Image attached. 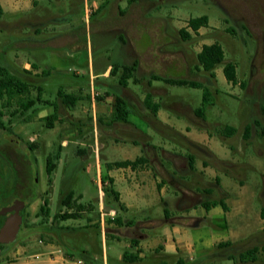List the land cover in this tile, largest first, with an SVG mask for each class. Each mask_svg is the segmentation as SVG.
Instances as JSON below:
<instances>
[{"label": "rangeland", "instance_id": "1", "mask_svg": "<svg viewBox=\"0 0 264 264\" xmlns=\"http://www.w3.org/2000/svg\"><path fill=\"white\" fill-rule=\"evenodd\" d=\"M88 1L90 2L87 3V0H62V3L67 6V12L61 14L54 13L55 8L49 0H41L38 8L25 11L22 17L17 20L7 21L2 18L0 22V27L9 28L0 31V64L9 68L13 73H22L19 69L22 62L26 61L35 62L39 69H46L48 74L30 77L29 80L33 84L30 96L35 97L38 86L42 87L44 90L43 100L58 103L59 112L65 116L67 111L59 101L58 91L62 89L84 96L90 92L89 84H85L86 80L83 81L82 90H74L75 84L80 81H77L76 72L80 77L83 74L85 77L89 75L90 58L97 80L117 82L119 77L112 75L107 78L102 73L109 63L114 62L113 49L109 48L114 40L109 38L108 34L105 35L106 32L103 31L105 27L114 26L116 22V18L109 11V6L113 0H109V3L97 11L93 10L92 1ZM119 3L122 6L128 4L127 0H121ZM134 8L139 12L143 23L148 25L147 27L163 24L164 27L169 28L172 36L174 33L181 38L180 43L170 38V42L165 45L167 51H185L186 53V63L182 58L180 61L182 68L171 69L172 76L194 80L203 85H205L204 77L212 78L213 83L207 85V102L209 105L203 115L204 125H206L203 130L198 129L199 127L194 122L188 107L191 106L195 109L202 105L204 86H179L154 80L153 84L164 86L171 97L165 95L161 98L157 97L156 100L161 102L162 106H167L170 109L173 124H179L184 130L189 127L190 133L186 132L187 137L197 142L207 143L221 159L235 163L230 175L210 168L206 174L202 175L203 183L205 185L212 184L210 186L212 188L211 198H224V193L212 177L218 174L223 178L224 190L229 192L231 196L235 195V192L240 193L248 205V211H245L248 220L246 231L258 235L260 238L258 241L263 243L264 230L258 233L256 229L262 223L260 212L264 206V0H144L141 5H136ZM223 8L228 11L229 15ZM85 10H87L89 19L86 18ZM202 15L209 18L207 26L201 27L196 32L187 27L190 18ZM229 16L234 18L236 24L242 22L247 24L248 31H245L240 25L234 24ZM36 18L42 22L39 32L34 31L32 24ZM182 27L191 34L187 40L180 36L179 29ZM70 31L71 41L74 42H71V57H66L63 54L65 47L58 46L64 44L65 37H61V33ZM149 41L146 35H142L140 44L146 46L150 43ZM107 42L109 45L104 47L102 44ZM214 42L220 43L225 53L223 62L214 69L215 78L210 77L209 72L199 64L197 58V53L203 44ZM227 62H233L237 66L236 84L229 82L224 75L223 67ZM31 70L34 69L31 68ZM129 86L137 96H141L147 90L146 82H131ZM94 90L97 92L96 89ZM173 97H180L181 105ZM95 100L98 101L96 96ZM3 102L4 100L0 99V108ZM186 104L188 105L187 108L184 107ZM10 108L12 109L14 106ZM35 108L36 111L28 110L24 114H17L12 117L7 115L4 118L11 130L13 153H16L15 148L21 156L25 154L30 164L27 169L31 170L32 167L31 179L29 180L32 196L28 198L29 202L27 201L25 206L26 216L18 237L14 243L8 246L9 250L4 256L0 254V264L13 259L14 256L22 255L21 253L24 255L35 252L47 254L46 250L49 247L42 248L41 244L45 245L48 242L54 244V248L61 249L62 254L68 251L73 254L78 250H87L89 261L92 264L94 263L93 260H102L104 256H106L109 264H122L121 255L125 251L135 250L130 241L132 238L140 237L138 231L146 235L142 241L145 245V249H142L146 254L142 264L176 262L179 254L161 253L160 256H156L155 248L150 247V244H153L160 234L157 230L164 231L162 226L140 225L136 222L138 220L147 221L164 218V209L167 206L170 209V217L179 215L180 211L176 205L174 188L167 182L166 178L165 183L162 182V186H165L164 200L157 198L158 191L152 182V178L147 180L143 190L154 195V197L151 195L149 197L148 209L144 210L142 208L145 207H142L132 211V213H126L125 210L121 209L123 218H133L134 222L133 225L129 226L125 224L117 226V233L114 231L103 236L100 225L98 223L89 225L85 216L67 220L54 219L56 212L67 209L66 207L59 208L61 207V194L67 188L79 192L84 186H87L94 193L98 191L97 185L93 182L97 179L94 164L90 162V165L84 169L80 161H71L73 157H71L70 145L65 149L62 146V138L70 136L74 130L82 129L83 133L93 132L94 124L90 120V116L94 117L93 110L87 98L81 99L78 101L77 107L68 109L70 114L81 119V124L71 123L65 119L49 128L42 117L53 113V106L39 102L34 106ZM174 109L182 111V115L178 117L179 114ZM133 110L135 113L132 117L138 120V124L144 131L147 130L146 132L153 143H166L169 150H177L183 153L189 150L196 153L194 149L186 146L182 141L176 139L169 142L168 138L155 130L147 119L154 116L151 109L147 111V114L140 108ZM226 125L236 128L235 133L230 137L223 132ZM246 125L252 127L249 139L243 137ZM118 132L122 133L120 130ZM209 133L213 134L212 139L209 137ZM99 140L103 163L121 160L125 157L134 158L141 153L139 146H134L130 142H116L111 136L107 138L102 134ZM32 142L36 147L30 150L29 144ZM60 147L62 148V161L52 175V182H49L46 157L50 153H57ZM203 157L205 158V156ZM206 157L210 159L209 156ZM67 159H69L68 162ZM198 160L201 161V158ZM199 161L197 162L198 165L201 163ZM121 173L131 178V183L127 185L132 186L134 190L139 189V181L134 174L130 175L128 170L121 171ZM119 174L120 172L114 171L117 179ZM241 181H243L244 187L240 184ZM115 187L122 190L119 179L116 181ZM103 197H105L104 194ZM45 198L49 199L48 208L50 211L48 216L40 213L39 210L44 204ZM90 215L95 216L96 212L91 211ZM245 215H237V217L231 218V226L237 230L238 219L245 218ZM217 222L221 223V220ZM61 226L66 228L60 231ZM71 228H75V230H71ZM168 234L176 238L179 236L173 233L171 228H169ZM40 240L43 243L39 244ZM207 252L199 249L195 250L192 255L196 260L205 256ZM258 255L256 261L247 264H264V250L261 247ZM77 257L71 255V258ZM205 263L234 264L232 260L221 257L210 258Z\"/></svg>", "mask_w": 264, "mask_h": 264}, {"label": "crops", "instance_id": "2", "mask_svg": "<svg viewBox=\"0 0 264 264\" xmlns=\"http://www.w3.org/2000/svg\"><path fill=\"white\" fill-rule=\"evenodd\" d=\"M40 1L41 0H0L4 10L3 19L7 21L17 20L19 17H22V14H24L25 11L38 8ZM49 1L53 8H55L54 13L64 14L67 12V6L66 4L62 3V0H60L61 2L59 0ZM91 1V6L93 10L96 11L102 8L106 3H109V0ZM119 1L121 0H113L109 6L110 13L116 18L114 26L105 27L103 30L106 32L104 33L105 35L108 34L109 38H113L114 40L109 46V48L113 49L114 52V62L109 63L102 72L107 78L111 77L112 75L119 76L118 81L109 82L107 80H97L96 74L93 72V62L91 58L89 61L90 72L87 77H85L84 74L80 77L78 72H76L78 75L77 81H80L79 83L77 82L75 84L74 90L81 89L84 84L83 81L86 80L85 84H89L90 92L86 96L76 92L72 93L80 95L81 99L87 98V100L90 102L91 108L93 110L92 114L94 116H90V120L94 124V128L93 132L91 133H83L82 129L74 130L70 136L62 138V146L64 149L68 147V145L71 147V157H73L71 161H80L81 166L84 169H86L91 162L94 164L93 166L97 176L96 178L99 176L102 177V174L108 175L112 178L113 187L118 193L119 201L115 202L109 196L103 197L104 191L102 189L103 193L101 194V187L98 184V179L93 180V182L97 185V193L90 191L89 187L87 186H84L79 192H76L71 188H67L66 191L61 194V198L71 191V193L74 195L73 200L75 201V204L89 205V209L84 211L82 216L87 218L89 225L98 223L103 230V236H105L107 233V228H110L111 232L115 231V233H117V224L112 221V219L118 215H122L120 204L125 207L124 212L126 213H132V211L138 210L142 207H145L142 208L144 210L148 209V205L150 204L149 197L150 195L154 197V195L153 193L150 194L147 191H144L143 188L145 182L150 180V178H152V182L155 184L156 190L158 191L157 198H160V200L163 201L165 186H162V182L164 184V180L166 178L167 182L174 188V197L176 198V205L178 206V210L180 212L178 216L172 217V219L178 222H171L170 219H168L160 223V221L164 219L165 216L164 218L150 219L147 221H136L137 224L140 225L146 224L147 226H162L164 233L160 229L157 230V232L160 234L156 238V241L153 242V244H150L151 248H155L157 252L156 256H160L159 254L161 253L170 255L179 254L178 258L183 259L186 264H188L195 260V257L192 255L195 250L202 249L206 252H209L210 250L214 249L218 243L226 241L231 242V246L229 248L235 251L233 252L234 254L240 253L241 251L252 246L258 247L259 254L260 247L264 250V242L262 243L258 241L260 239L258 235H254L251 232L246 231L248 225V220L246 219L245 215V211H248L247 202L240 196V193L235 192V195L231 196L229 192L224 190L222 185L223 178L220 175L216 174L212 177H214L215 182L216 178L219 179V184L216 185L224 193L223 200L226 203L227 208L224 209L221 204H217L209 208L203 206L205 201L215 200L216 198H211V193H207V190H212L210 187L212 184L205 185L202 180V175L206 174L207 170L210 168H213L216 171H221L225 175H230L231 169L235 167V163L221 159L207 143L197 142L187 137L186 132L190 133L189 127H186L184 130L179 124H173L171 122V115L169 112L170 109L167 106H162L161 102L156 100L157 97L161 98L165 95L170 97V95L168 90L161 84L154 85V80L159 82L163 81L165 84H171L165 79H185L171 75V69L182 68V62H180L182 61V58H184L186 63L185 51L172 52L165 49V45L166 43L170 42V38L179 43L181 42V38L176 36L174 33L172 36L169 28L166 26L164 27L163 24L155 25L160 27H147L148 25L143 23L139 12L135 10L134 6L141 5L144 0H135L133 2L127 0L128 4L126 6H122ZM89 2L90 1L87 0V3ZM85 15L87 19L90 18L87 10H85ZM41 23L42 22H40L38 18L35 19V22L32 23L34 26V31H40ZM180 29L179 33L181 36ZM142 35H146L150 40V43L146 46H142L140 44ZM60 36L65 37V39L64 44L58 47L64 46V56L71 57V42H74L73 40L71 41V31L67 33H61ZM102 45L105 47L109 45V43H103ZM17 61H19V58H17ZM115 66L134 67V70L129 73L131 75L130 78L125 80L126 85H122L120 83L121 70L114 73ZM31 68L34 70H31ZM22 70L31 72V74L26 73V75L29 77H39L40 75H44V69H39L35 62H22L19 71ZM131 82H146V93L142 94L141 96H137L136 93L130 89L129 85ZM94 89L99 92V96L97 97L98 101L94 99ZM118 98L122 100L123 108H125L128 113V116L125 120H116ZM173 98L176 99V101H179V105H181L182 102L180 97ZM77 103L71 108L77 107ZM187 106L188 105L186 104L184 107L187 108ZM71 108L65 109L67 111L66 116L59 112L55 124L59 121L63 122L65 119H68V121L71 123L73 122L81 124L82 122L80 118L74 117L73 114L69 113L68 109L71 110ZM136 108H140L145 114H147L149 109L152 110L154 116L147 118L149 124L155 130L160 132L165 138H168L169 142L172 140L170 131L176 130L180 134L187 137L190 141L201 145L202 148L210 154H208L210 159L208 160L206 157L204 158L203 155L190 152L189 150H186L184 153L181 151L178 152L177 150H169L166 147V143H153L151 138H149V134L146 132L147 130L144 131L141 128V125L138 124V120L132 117L135 113L133 109ZM198 108L193 109L191 106H189L188 110L191 111L193 120H195L194 122H196L197 126L199 127L198 129L203 130L206 125L201 124L204 122V120L203 115L202 117H199L201 113H197ZM175 111L177 114H179L177 115L178 117L182 115V111ZM247 127H249V125H246L245 129ZM223 129H225V127ZM119 130L122 133H119ZM102 134L107 138H110L111 136L116 142L119 143H121V141L123 143L130 142L134 146H139L141 153L136 155L134 158L125 157L121 160L107 161L106 163H103L99 147V139L100 135ZM209 137L212 139L213 134L209 133ZM142 155L147 157V162L138 164L136 167H108L109 163L123 160H135ZM198 158H201V161H199ZM61 161L62 156L58 160L56 169H58L60 166ZM66 161L68 162L69 159ZM198 161L201 162L199 165L197 164ZM221 161L229 163V165H221ZM124 170H128L130 175L134 174L136 176L140 183H138L140 186L138 190H134L132 186L127 185L128 183H131V178H128L124 175V173H121V171ZM114 171L120 172L118 179L122 184V190H119L115 187L116 181L118 179L116 178L117 175H114ZM159 184L161 185L160 188L158 187ZM240 184L242 187H244L243 181H241ZM59 208H62V206ZM166 210L170 214V209L168 206L167 208L165 207L164 213ZM91 211H95L96 215H90ZM237 215H245V218L238 219V228L236 230L231 226L230 222L232 221L231 218L237 217ZM128 219L134 221L133 218ZM260 219L262 223L256 229L258 233L263 232L264 230V218L261 216V212ZM218 220H221V223L217 222ZM169 228H171L173 233L179 235L178 238L168 234ZM138 232L140 233V237L138 238V247L142 250L140 256L145 258L146 254L142 249H145V245L142 243V241H144L146 235L143 232ZM39 244L41 243L39 242ZM146 246H149V244H146ZM41 247H49L46 252H51L58 249L54 248L55 245L51 244V242H48L45 245L41 244ZM21 254L24 255L23 253ZM35 254L36 252L20 256L31 258ZM64 255L67 257V259H71L70 255L66 253H64ZM221 258L229 259L228 256H223ZM102 260L104 263L109 264L106 256H104ZM102 260L96 259L95 261L96 263H100ZM230 260H232L234 264L248 263L241 262L238 259ZM48 264H54V262H49Z\"/></svg>", "mask_w": 264, "mask_h": 264}, {"label": "trees", "instance_id": "3", "mask_svg": "<svg viewBox=\"0 0 264 264\" xmlns=\"http://www.w3.org/2000/svg\"><path fill=\"white\" fill-rule=\"evenodd\" d=\"M131 2L135 0H130ZM4 10L3 7L0 3V22L3 18ZM209 23V18L206 15H202L199 17H192L188 20L187 22V27L191 28L193 31H198L201 27L207 26ZM9 28L7 27H0V31L8 30ZM181 36L187 40L191 37V34L187 31V29L182 28L180 29ZM225 53L222 45L218 42H214L211 44H203L201 50L197 53V58L199 61V64L210 74V77L215 78V73L214 69L217 65L221 64L224 60ZM34 66V65H33ZM115 72L121 70L120 74V83L122 85H126V79L130 78V72L134 70L133 66H123V67H117L115 66ZM223 72L226 77V79L233 83H237V66L233 62H227L224 67H223ZM31 74L29 71L22 70L21 72L18 73H13L10 71L9 68L4 66L3 64H0V99L4 100L2 107L0 108V126L3 125V118L2 116L4 115V108L10 112V116H15L17 114H24L26 111L31 110V111H36V108L34 109V106L41 102L45 104H50L54 106V111L51 114L45 115L43 118L45 124L47 127L52 128L55 126V122L57 120V116L59 114V104L55 102H50L48 100H43L42 95L44 90L42 87L37 88V94L35 97L30 96L31 92V87L33 84L29 80L30 77L26 75ZM44 75L48 74V71L46 69L43 70ZM20 74V76H19ZM129 74V75H128ZM23 78H22V77ZM167 82L173 84V85H188L192 87H201L202 85L193 81V80H188V79H178V78H166L165 79ZM243 86V85H242ZM58 98L60 103L65 106L66 108H71L75 106V104L81 99V96L72 92H66L60 89L58 91ZM208 99V91L207 88L204 87L203 90V101L202 105L197 109V113H201L199 117H202L204 115L206 107L209 105L207 102ZM14 106V108H10ZM128 116V113L125 108H123V103L120 98L117 99V116L116 120H125ZM236 128L231 125H226L225 129H223L224 134L226 136H231L235 133ZM251 132H252V127H247L244 131L243 137L244 139H249L251 137ZM170 135L172 140H180L182 143H184L186 146L194 149L197 154L203 155V156H208V152L202 148L201 145H198L192 141H190L187 137L184 135L180 134L176 130L170 131ZM36 147L33 142L29 144L30 149H34ZM61 150L62 148L60 147L59 151L57 153H50L46 157V170L49 175V182H52V175L54 171L57 168L58 165V160L61 157ZM210 155V154H209ZM207 158V157H206ZM209 160V159H208ZM147 162V157L142 155L135 160H123V161H116L113 163H109L108 167H136L138 164L145 163ZM211 162V160H210ZM221 165L228 166L229 163H226L224 161H221ZM102 180L105 184L103 191L105 196H109L112 198L113 201L118 202V193L115 191L113 187V180L110 176L108 175H103L102 174ZM217 185L219 184V179L216 178ZM158 187L160 188L161 185L159 184ZM212 190L209 189L207 190V193H211ZM73 193L71 191L67 193L66 195L62 196L60 199V204L62 207H66L64 211H58L54 214V219L55 220H67V219H72V218H79L82 216V213L86 210L89 209V205L85 204H75V201L73 200ZM217 204H221L224 209L227 208L226 203L224 202L223 198L220 199H215L211 201H205L203 203V206L206 208H209L211 206H215ZM49 199L45 198L44 199V204L41 205L40 207V213H44L45 215L48 216L49 214ZM120 209L125 210V207L120 204ZM170 214L165 211V218L160 221V223L170 219L171 222H178L174 221L172 217L169 216ZM261 216L264 218V206L261 209ZM111 220V219H110ZM117 226L121 225H133V220L131 219H124L122 215H118L115 218L112 219ZM135 224V223H134ZM62 228V229H61ZM59 228V230H63L62 227ZM71 230H75V228H71ZM111 229L107 228V233H110ZM112 234V233H111ZM131 246L135 248L134 251H125L122 255V264H142L143 258L140 256L141 249L138 247L139 240L138 238H132L131 239ZM231 246V242H220L217 244V246L210 250L208 254L205 256H202L199 259H196L192 261L191 263L188 264H206L205 261L210 259V258H216V257H223V256H228L229 259H238L241 262H254L257 260L258 256V247L257 246H252L250 248H247L240 253L234 254L232 249L229 247ZM67 252L66 254L68 255H76L78 257H82L85 260H87L89 263H92L89 261V252L87 250H78L76 252ZM228 253V254H227ZM95 264H104L103 260L100 263H96V261L93 260ZM93 263V264H94ZM159 264H186V262L178 258L176 262L174 263H167V262H160Z\"/></svg>", "mask_w": 264, "mask_h": 264}, {"label": "flooded vegetation", "instance_id": "4", "mask_svg": "<svg viewBox=\"0 0 264 264\" xmlns=\"http://www.w3.org/2000/svg\"><path fill=\"white\" fill-rule=\"evenodd\" d=\"M223 9L229 15L228 11L225 8ZM229 18L236 24L234 18L231 16H229ZM236 25H240L245 31L249 29L247 24L243 22ZM203 80L205 85L197 81L195 82L201 84L205 88H207V85L213 83L212 78L207 76L204 77ZM7 115L10 117V112L4 108V115L2 116L3 125L0 126V237L7 222L11 219H20V232L26 216L25 206L27 201L29 202L28 198L32 196L31 187L29 186L32 167L30 168L31 170L27 169V166L30 164L25 154L21 156L15 148L14 150L16 153H13L11 130L9 125L4 121ZM202 124L205 123L203 122ZM249 127H251V125H249ZM10 244L11 243L2 242L0 238V254L2 256L8 252V246Z\"/></svg>", "mask_w": 264, "mask_h": 264}, {"label": "built area", "instance_id": "5", "mask_svg": "<svg viewBox=\"0 0 264 264\" xmlns=\"http://www.w3.org/2000/svg\"><path fill=\"white\" fill-rule=\"evenodd\" d=\"M93 96L95 99V96H99V92H94ZM97 179L98 184L100 187L102 186L101 189H103L106 183L103 182L101 176H99ZM40 243H43V241L40 240ZM49 262H54V264H92L82 257L67 259V257L61 253V249L59 248L54 251L47 252V254L43 252L36 253L31 258L22 257L20 255L14 256L13 259L8 260L4 264H48Z\"/></svg>", "mask_w": 264, "mask_h": 264}, {"label": "water", "instance_id": "6", "mask_svg": "<svg viewBox=\"0 0 264 264\" xmlns=\"http://www.w3.org/2000/svg\"><path fill=\"white\" fill-rule=\"evenodd\" d=\"M20 219H11L7 222L1 234V241L6 243L15 242L19 232Z\"/></svg>", "mask_w": 264, "mask_h": 264}]
</instances>
